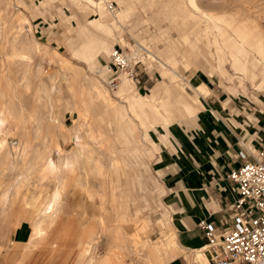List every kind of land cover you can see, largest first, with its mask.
<instances>
[{
    "label": "rangeland",
    "instance_id": "374dc122",
    "mask_svg": "<svg viewBox=\"0 0 264 264\" xmlns=\"http://www.w3.org/2000/svg\"><path fill=\"white\" fill-rule=\"evenodd\" d=\"M63 1L0 0V22H4L0 24V109L9 105L15 112L0 110V264H76L81 239L91 240V255L111 252L115 260L119 245L130 246L141 264L144 249L151 252L149 264L191 255L178 246L172 226L167 181L173 175L176 149L164 135L163 116L171 114L172 124L192 134L194 120L169 99L156 98L161 112L154 116L148 111L140 119L132 104L140 97L153 102L150 90L161 82L186 96H195L200 88L199 96L218 106L223 126L240 127L236 116L260 111L264 100V0H128L126 4L109 0L114 8L107 3L103 8L120 22L110 49L94 55L82 49L87 41L83 31L96 35L91 18L100 8L76 3L81 11ZM239 26L244 34L236 31ZM30 29L38 49L25 70L13 46L20 51L27 48ZM114 46L140 58L139 81L122 74L117 87L109 84L114 77L108 68ZM5 75L13 83L8 85ZM121 81L130 92L120 91ZM52 83L57 88L48 92ZM98 90L107 100L98 96ZM52 106L55 119L47 120L45 111ZM59 135L68 138L62 142ZM79 147L83 153L78 164L60 165L54 172L48 169L44 151L60 160L75 156ZM57 190L62 191L61 198L54 201ZM52 203L59 225L56 222L49 233L61 244L39 245L25 259L24 246L9 252L11 242L24 241L32 224L51 211ZM165 242L169 246L164 251Z\"/></svg>",
    "mask_w": 264,
    "mask_h": 264
},
{
    "label": "crops",
    "instance_id": "0c3cea01",
    "mask_svg": "<svg viewBox=\"0 0 264 264\" xmlns=\"http://www.w3.org/2000/svg\"><path fill=\"white\" fill-rule=\"evenodd\" d=\"M262 103L260 111L236 116L240 127L223 126L220 122L225 119L215 114L213 121L200 118L202 123H199L198 119H193L195 134L185 136V129L180 125L170 129L176 163L167 181V200L171 206L175 240L186 252H194L208 244L207 236L199 227L202 220L218 226L231 221L234 213L231 205L238 193L228 174L264 151V100ZM162 159L164 161L166 156ZM207 254L211 264L208 250ZM188 256L173 255L165 263L193 264Z\"/></svg>",
    "mask_w": 264,
    "mask_h": 264
},
{
    "label": "bare ground",
    "instance_id": "6f19581e",
    "mask_svg": "<svg viewBox=\"0 0 264 264\" xmlns=\"http://www.w3.org/2000/svg\"><path fill=\"white\" fill-rule=\"evenodd\" d=\"M71 4H75L76 7H78L76 5L77 4H84L85 5H88V4H92V5H96L100 8V12L98 15H95L93 18H91V21L94 23H92L93 26H95V29L97 31L96 35L95 36H92L89 35L88 31L84 30L83 32L86 34V37H87V41L83 43L82 45V49H84L83 51L86 52V54H99L101 53V51H105L107 50L110 46H112L113 44V41H114V33H113V30L114 28L118 27V22H120L118 16H114V17H111V15L109 14V12H107L106 10H104L103 6L106 5L104 3H106L107 0H99V2H96L95 0H69ZM67 1V2H69ZM120 2H122L123 4H126L128 0H119ZM152 1V0H151ZM192 2H195V0H191ZM52 3H57L59 2L60 4H63L64 1L63 0H49V3L51 4ZM69 3V4H70ZM153 3V2H152ZM198 3V2H197ZM29 4V3H27ZM47 4V3H46ZM68 5V4H67ZM129 5V4H128ZM198 5V4H197ZM30 6V4H29ZM83 6V5H82ZM125 6V5H124ZM196 6V5H195ZM52 7V6H51ZM75 7V9H76ZM88 7V6H86ZM96 7V8H98ZM79 8V7H78ZM129 9H131V5H129L128 7ZM47 9V8H46ZM74 9V10H75ZM80 9V8H79ZM89 9V8H88ZM107 9V8H106ZM201 9V8H200ZM77 10V9H76ZM81 10V9H80ZM85 10V9H84ZM97 10V9H96ZM94 10V11H96ZM79 11V10H78ZM77 11V12H78ZM83 11V10H81ZM80 11V12H81ZM130 11V10H129ZM98 12V10H97ZM127 12V11H125ZM131 12H133L131 10ZM96 13V12H95ZM93 13V14H95ZM121 15H124L120 14V19L122 18ZM208 15V14H207ZM206 16V15H205ZM212 17H215V16H212ZM0 18H1V11H0ZM210 19V18H209ZM215 19V18H213ZM4 22H0V24H2ZM87 25H90L87 23ZM120 27V26H119ZM30 28V27H29ZM93 27L91 26V28L89 27V29H92ZM243 28H241L239 26V28L237 27L236 31L237 32H240L242 31ZM30 34H31V37L25 42V45H27V48H25L24 50H18L16 49L14 46V55H18L19 58L17 59V61L23 65L27 70L28 68H30V64H31V58H32V55H33V51L34 49L37 50L38 49V45L37 43L35 42V37L32 32V30L30 29ZM225 33V32H224ZM241 33L244 34V32L242 31ZM184 38L186 37V35L183 36ZM243 38V36H242ZM116 40V39H115ZM243 41V39H242ZM30 45V46H29ZM231 45V44H230ZM235 47V46H234ZM231 48V47H230ZM233 48V47H232ZM238 48H241V47H238ZM81 49V50H82ZM110 49V48H109ZM246 51V50H244ZM92 57V56H91ZM253 60L255 61V59L253 58ZM10 72V71H9ZM5 79L6 81H9L8 82V85L13 83L12 81H10V77L8 75H5ZM54 77H55V74L54 73H51L49 74V78L53 81L54 80ZM26 78V77H25ZM125 78V77H124ZM122 83V81H121ZM120 91L121 92H125L127 89L129 90L130 92V88L127 86V84L125 82H123L120 86ZM15 88V86H14ZM56 84L55 83H52V87L51 88H48V92H50L51 90H54L56 89ZM1 89V87H0ZM165 91L166 95L161 97L162 96V93L161 91ZM151 97L154 99L153 102H147L146 101V97H140V98H135L134 99V103L132 104V108H133V111L136 115L141 116L143 113H147L148 111L154 113V116L156 115V113H160V108H159V105L158 104H155L154 101L156 98L158 99H162L165 100V99H169V101H174V104L175 105H180V107L183 108V111L184 113L186 112L188 114V116L190 115L192 117V119H200V118H204V119H209V121H213V117L216 115H218V108H215L214 106H211L210 104H208L207 102H205L200 96L199 94H201V90L200 88H197V94L195 96H186L184 94V92L181 90H177V88H171V87H168L166 86V84L164 83H159L158 85H156L155 87L151 88ZM210 91V90H209ZM208 91V92H209ZM137 92V91H136ZM135 92V93H136ZM230 92V91H229ZM107 93V92H106ZM134 93V94H135ZM98 96H103L106 100H107V97L106 95L104 94L103 91L101 90H98L97 92ZM128 94V93H127ZM138 94V92H137ZM39 95V93L37 94ZM42 96V95H41ZM39 97V96H38ZM38 99V98H37ZM41 100V99H39ZM247 101V100H246ZM139 107V109H138ZM224 107V106H223ZM164 108V107H162ZM1 110V109H0ZM43 110V109H42ZM171 110V109H169ZM2 112H4L3 114L9 112V113H15L14 112V109L12 107H10L9 105H6L5 107H2ZM20 111V110H19ZM121 111V110H120ZM168 111V110H167ZM1 113V112H0ZM54 113V108L53 106L46 110L45 111V115H46V118H48L47 120H53L55 119L54 115H52ZM122 114V116L125 115V113L123 112H120ZM165 113V112H164ZM19 114V113H18ZM56 114V113H55ZM14 115V114H13ZM37 115V114H36ZM158 116H161L159 114H157ZM170 115L169 114V117L168 116H163V119L165 120L164 122V126L166 128V134L164 133V135H168L169 138H171V131L170 129L173 127V126H176L177 124H172V122L175 120V119H170ZM183 115V114H182ZM172 116V115H171ZM147 117V116H146ZM162 117V116H161ZM173 117V116H172ZM171 117V118H172ZM7 118V117H6ZM37 118V117H36ZM39 118V117H38ZM123 118V117H122ZM217 118V116H216ZM140 119V117H139ZM147 119V118H146ZM182 119V117L180 118ZM186 119V118H185ZM57 120V119H56ZM3 121V120H2ZM177 121V120H176ZM57 122V121H56ZM55 122V123H56ZM238 122V121H237ZM58 123V122H57ZM158 123V120H156L155 124ZM153 125V123H152ZM161 125V124H160ZM65 126V125H64ZM179 126V125H177ZM41 127V126H40ZM43 127V126H42ZM44 128V127H43ZM58 128V127H57ZM155 129L156 126H154ZM25 129V128H23ZM38 129V127H37ZM45 129V128H44ZM66 129V128H65ZM150 130V129H148ZM67 132V131H66ZM77 132V131H76ZM75 132V133H76ZM27 133V132H26ZM64 133V131H63ZM69 133V131L67 132ZM58 134V133H57ZM57 134H55L56 136H58ZM60 135H62L61 133H59ZM183 134L185 136H187L188 132L186 130H183ZM45 135V133H44ZM59 135V139L62 141V142H65L67 140L66 135L64 136H60ZM78 135V134H77ZM147 135L150 136V133L147 132ZM68 136V135H67ZM70 136V135H69ZM74 138V137H73ZM157 139V138H156ZM51 140V139H50ZM158 140V139H157ZM25 141V140H24ZM45 142V140H44ZM153 144H155V141H153ZM26 143V142H25ZM51 144V143H50ZM80 144V143H79ZM27 145V144H26ZM48 145V144H47ZM28 147V146H27ZM82 147V145H81ZM79 147V152L75 153V156H62L60 158V160L56 159L55 156H53L52 152L50 150H46L44 151V154H45V163L48 167V169L52 172H54L56 169L59 168L60 165H64V167L66 168H71L73 167L75 164H78L80 162V157H81V154L83 153L82 152V148ZM156 149H158V147L156 146ZM52 150V149H51ZM164 151V150H163ZM1 156V154H0ZM2 157V156H1ZM43 157V156H42ZM104 157V156H103ZM163 155L160 159V161H163ZM102 159V158H101ZM108 159V158H107ZM1 160V159H0ZM111 160V159H110ZM104 162V160H102ZM33 162H36V161H33ZM32 162V164H33ZM1 164V163H0ZM36 164V163H35ZM41 164V163H40ZM31 165V164H30ZM32 167V166H31ZM159 167V166H158ZM34 168V167H33ZM1 170V169H0ZM48 171V170H47ZM56 174V173H55ZM99 184V183H98ZM62 190V189H61ZM6 191V190H5ZM61 193L62 191L60 190H57L55 195H54V201L58 200L59 198H61ZM53 198V196H52ZM38 200V199H36ZM12 204V203H11ZM39 205V204H38ZM41 205V204H40ZM54 205L55 203H52L51 205H49L48 208H51V211L47 214H45L43 217L41 216L40 219L38 220H34L33 224H32V229L30 230V232H26L27 233V238L24 240V241H21L20 238H18V240H13L11 242V245H9L10 249L8 248L7 250L9 252H11V250L13 249H18L19 247L21 248L22 246H24V258L26 256H28V254L34 250L35 248H37L39 245H48V243H52V244H56V243H59L60 242V239H53L51 240V233H49V229L54 226V224L57 222V219L58 218V211L54 209ZM36 206V205H35ZM36 208V207H35ZM37 208L39 209V206H37ZM64 208V207H63ZM47 209V208H46ZM45 209H43V212H44ZM19 211V210H18ZM35 212V211H34ZM41 212V211H40ZM22 213V212H21ZM35 214V213H34ZM22 215V214H21ZM18 217V216H17ZM22 216H19V219L18 221L21 223L22 222V219L20 218ZM36 218V217H35ZM60 221V220H58ZM19 223V224H20ZM61 223V222H60ZM56 225H59L58 222L56 223ZM20 227V226H19ZM59 228V227H57ZM64 228V227H63ZM54 229V228H53ZM52 230V229H51ZM57 230V229H56ZM55 231V229H54ZM64 230H61V232H63ZM60 232V233H61ZM65 232V231H64ZM53 233V232H52ZM56 233V231H55ZM59 233V234H60ZM122 233V232H121ZM51 235V236H50ZM58 236V235H57ZM60 237V236H59ZM118 238V237H117ZM62 241V240H61ZM65 241V240H64ZM61 244V242H60ZM91 240H84V239H81L79 240V242L77 243V245L80 247L79 249V254L77 256L78 259V263H82L81 261L84 259V258H88V261H87V264H141L138 262V260H135L136 256L135 255V252L133 249H131L130 246H124V245H119L121 251L118 252V253H114V255L116 256L117 260L114 259V256L112 255L113 253L109 252L107 253L106 255H103V256H97V255H91ZM169 244V242H165L164 243V247L162 249H165L169 246L167 245ZM163 245V244H162ZM5 246V245H4ZM49 246V245H48ZM65 246V245H64ZM117 246V245H116ZM160 246V245H159ZM41 247V246H39ZM207 245L199 248V249H196L194 252H191L192 254L189 255V259H191L194 263H201V264H210L209 262V257H208V254H207ZM51 248V247H50ZM173 248V246H172ZM23 249V248H22ZM61 249V248H60ZM171 249V247H170ZM55 250V249H54ZM150 251H148L147 249H144V253L142 254L145 258V261L142 263V264H149V262L152 260L151 257H150V254H149ZM98 253V252H97ZM151 253V252H150ZM73 256V253H70L68 255V258H67V262H69V260L72 258ZM129 257L131 259V263H129L126 258ZM77 258V257H76ZM129 259V260H130ZM22 260V259H21ZM76 260V259H74ZM19 262V261H18ZM76 262V264H78ZM152 263V262H150ZM19 264V263H18ZM21 264V263H20ZM75 264V263H74ZM85 264V263H83Z\"/></svg>",
    "mask_w": 264,
    "mask_h": 264
},
{
    "label": "built area",
    "instance_id": "2783aa9c",
    "mask_svg": "<svg viewBox=\"0 0 264 264\" xmlns=\"http://www.w3.org/2000/svg\"><path fill=\"white\" fill-rule=\"evenodd\" d=\"M106 3L114 8L112 1ZM141 64L124 47L114 46L108 62L114 77L109 84L117 87L122 74L139 81ZM228 177L238 193L231 205V221L221 226L205 219L199 223L208 238L211 264H264V151L231 170Z\"/></svg>",
    "mask_w": 264,
    "mask_h": 264
}]
</instances>
